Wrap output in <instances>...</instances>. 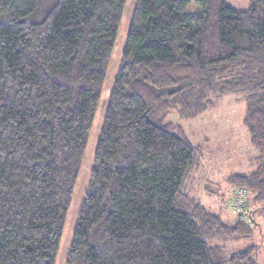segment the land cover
<instances>
[{"label":"trees","instance_id":"16d2710c","mask_svg":"<svg viewBox=\"0 0 264 264\" xmlns=\"http://www.w3.org/2000/svg\"><path fill=\"white\" fill-rule=\"evenodd\" d=\"M128 1L0 0V264H56ZM197 1L134 6L66 264H259L210 241L253 238L264 208V0ZM231 93L260 153L230 179L252 223L185 190L204 146L172 120Z\"/></svg>","mask_w":264,"mask_h":264},{"label":"rangeland","instance_id":"374dc122","mask_svg":"<svg viewBox=\"0 0 264 264\" xmlns=\"http://www.w3.org/2000/svg\"><path fill=\"white\" fill-rule=\"evenodd\" d=\"M137 1H128L125 9L126 12L120 22L119 35L116 43L117 47L113 55L114 59L109 68L108 81L101 102L102 105L97 112L88 143L82 171L64 228L56 264H66L80 207L88 190L94 155L105 118L106 100L110 96L111 86L114 82L116 71H118L121 55L125 48L132 23L133 9ZM227 1L231 6L233 5L237 8L249 7L251 2V0ZM188 8L193 12L198 11L200 9L198 1L189 0ZM214 98L215 103L213 107L202 113V115L191 118V120L182 119L177 115H173L172 120L184 126L191 143L204 146V158L197 166L198 168L187 178L184 184L185 190L190 196L202 202L211 211L223 214L226 220H232L235 219V214L232 215V211L228 209L229 198L237 187L232 184L230 180L231 176L239 172L250 174L252 170L250 159H252L257 149L252 143L250 144V137L248 139V132L246 131L247 128L244 120L247 108L244 101L240 102L239 94L231 93ZM104 100L106 104L103 103ZM246 200L248 214H250L252 213V209H256L258 205L252 192H248ZM258 212V210H255L256 218ZM210 244L225 246L229 255L252 244L260 245L259 264H264V239L258 227L255 229L253 238L251 239L235 240L232 238H216L212 239Z\"/></svg>","mask_w":264,"mask_h":264},{"label":"built area","instance_id":"2783aa9c","mask_svg":"<svg viewBox=\"0 0 264 264\" xmlns=\"http://www.w3.org/2000/svg\"><path fill=\"white\" fill-rule=\"evenodd\" d=\"M248 191L245 188H237L229 198L228 209L235 212L242 220L252 223L251 214H248L246 196Z\"/></svg>","mask_w":264,"mask_h":264},{"label":"crops","instance_id":"0c3cea01","mask_svg":"<svg viewBox=\"0 0 264 264\" xmlns=\"http://www.w3.org/2000/svg\"><path fill=\"white\" fill-rule=\"evenodd\" d=\"M239 100H240V102L241 101H243V99L239 96ZM247 128V127H246ZM247 132H248V139H249V137H250V133H249V131L248 130H246ZM249 141H250V144L252 143L251 142V140L249 139ZM252 145H253V143H252ZM258 151V150H257ZM255 152V154H253L254 156L252 157V159H250V165H251V168H252V170H251V172L256 168V162H257V158H259V155H260V153L259 152ZM239 173H245V172H239ZM239 173H237V174H239ZM245 174H247V173H245ZM260 206L258 205L257 206V209L259 208ZM230 210V209H229ZM259 212H258V214H257V218H256V214H255V212L253 213V215H254V219H255V221L258 223L257 224V227L260 229V233H262V235H263V239H264V208L262 209V210H258ZM228 212V211H227ZM230 213H231V211H229ZM232 215H234L233 214V212H232ZM234 217L236 218V216L234 215Z\"/></svg>","mask_w":264,"mask_h":264},{"label":"water","instance_id":"95a60500","mask_svg":"<svg viewBox=\"0 0 264 264\" xmlns=\"http://www.w3.org/2000/svg\"><path fill=\"white\" fill-rule=\"evenodd\" d=\"M103 103H104V104H106V103H105V100H104V102H103ZM104 104H103V106H104Z\"/></svg>","mask_w":264,"mask_h":264},{"label":"bare ground","instance_id":"6f19581e","mask_svg":"<svg viewBox=\"0 0 264 264\" xmlns=\"http://www.w3.org/2000/svg\"><path fill=\"white\" fill-rule=\"evenodd\" d=\"M248 207V206H247Z\"/></svg>","mask_w":264,"mask_h":264}]
</instances>
